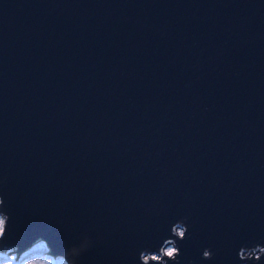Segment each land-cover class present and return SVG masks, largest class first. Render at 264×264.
Returning <instances> with one entry per match:
<instances>
[{"label":"water","instance_id":"95a60500","mask_svg":"<svg viewBox=\"0 0 264 264\" xmlns=\"http://www.w3.org/2000/svg\"><path fill=\"white\" fill-rule=\"evenodd\" d=\"M0 196L18 256L251 264L264 0H0Z\"/></svg>","mask_w":264,"mask_h":264},{"label":"clouds","instance_id":"9594fccd","mask_svg":"<svg viewBox=\"0 0 264 264\" xmlns=\"http://www.w3.org/2000/svg\"><path fill=\"white\" fill-rule=\"evenodd\" d=\"M5 204L4 198L0 196V208H3ZM2 217H7V219H3ZM10 217L5 212H0V239L4 240L7 236L8 224H9ZM180 223L184 224V230L181 231L182 234L177 236L172 229V234L175 239H169L167 241L174 242L175 246H169L167 248L160 247L159 252H141L140 260L142 264H149V257L152 261V264H158L161 260H165V264H169L171 261L172 264H180V257H181V249L178 246V241H183L187 238L188 235V225L185 221H180ZM166 242V241H165ZM86 247V246H83ZM147 254V255H146ZM240 259L244 261H250L251 264H259L262 258H264V246L256 245L253 248H242L239 253ZM213 252L210 248H206L203 251V258L204 259H212ZM12 257L9 259L7 264H12ZM28 264H36L35 261H30ZM75 264V261L72 262Z\"/></svg>","mask_w":264,"mask_h":264},{"label":"rangeland","instance_id":"374dc122","mask_svg":"<svg viewBox=\"0 0 264 264\" xmlns=\"http://www.w3.org/2000/svg\"><path fill=\"white\" fill-rule=\"evenodd\" d=\"M169 247V246H168ZM167 248V247H166ZM34 250H44L46 249V246L44 243H40L37 246L33 248ZM15 257V259H12V264H28L30 261H35L36 264H66L61 259H53L52 257H49L45 254H35L31 255L30 257L25 256V254L18 256L14 249H0V264H7L10 258Z\"/></svg>","mask_w":264,"mask_h":264},{"label":"snow or ice","instance_id":"6c2138e0","mask_svg":"<svg viewBox=\"0 0 264 264\" xmlns=\"http://www.w3.org/2000/svg\"><path fill=\"white\" fill-rule=\"evenodd\" d=\"M179 234H182L181 232Z\"/></svg>","mask_w":264,"mask_h":264}]
</instances>
